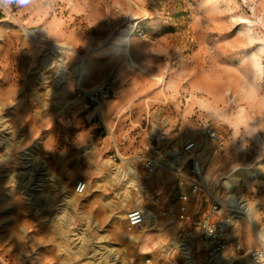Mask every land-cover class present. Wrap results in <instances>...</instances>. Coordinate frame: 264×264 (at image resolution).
Segmentation results:
<instances>
[{"label": "rangeland", "instance_id": "374dc122", "mask_svg": "<svg viewBox=\"0 0 264 264\" xmlns=\"http://www.w3.org/2000/svg\"><path fill=\"white\" fill-rule=\"evenodd\" d=\"M106 83L109 100L121 95L132 111L113 135L93 120L89 98ZM211 130L225 135L221 145ZM187 139L201 146L213 193L241 209L244 251L258 248L264 0H0V264H169L176 176L161 163L177 166ZM151 141L152 170L143 158ZM115 143L125 158L113 164ZM81 180L88 189L78 195ZM200 199L207 214L209 198ZM138 207L156 223L130 230ZM189 256L209 264L200 241ZM230 259L220 264H249L246 254Z\"/></svg>", "mask_w": 264, "mask_h": 264}, {"label": "built area", "instance_id": "2783aa9c", "mask_svg": "<svg viewBox=\"0 0 264 264\" xmlns=\"http://www.w3.org/2000/svg\"><path fill=\"white\" fill-rule=\"evenodd\" d=\"M112 86L109 83L100 85L89 98L94 103L93 120L99 128L108 130L114 134L120 115L111 116L114 121L113 129H108L105 120V101L112 96ZM209 136L219 145L225 140V135L217 130H211ZM181 148V155L186 159L177 166L167 163L163 165L173 167L175 170V184L169 211L177 219V229L169 245L165 247L164 254L168 256L169 264H187L189 254H195L198 242L203 245L205 261L209 264H220L230 258H239L246 254L249 264H264V240L261 245L252 250L244 251V245L240 232V222L244 215L238 205L231 202L230 195L214 194L211 190L206 174V168L200 157V145L194 139H187ZM154 148L152 141L146 147L147 156L143 157L146 166L153 169L158 163L153 157ZM120 145L115 143L113 151L109 155L110 161L115 164L123 162ZM140 158V157H138ZM88 189L86 181L81 180L76 185V193L83 195ZM199 198L197 199V197ZM200 197L209 198L210 209L207 214H202ZM240 198V197H239ZM145 214L142 209H132L127 214V226L130 230L146 225ZM147 264H155L161 261V257L155 260L148 258Z\"/></svg>", "mask_w": 264, "mask_h": 264}, {"label": "bare ground", "instance_id": "6f19581e", "mask_svg": "<svg viewBox=\"0 0 264 264\" xmlns=\"http://www.w3.org/2000/svg\"><path fill=\"white\" fill-rule=\"evenodd\" d=\"M64 46H65V44H63ZM124 45V44H123ZM125 46H126V53H128L129 55H130V48H131V36L128 34L127 36H126V38H125ZM122 48V47H121ZM129 62L130 63H132V64H136V62L133 60V58H131V56H130V59H129ZM128 62V63H129ZM85 75H88L89 74V70H87V68L85 67V73H84ZM83 80V79H82ZM82 80L80 81V86H81V88L83 87L82 86ZM100 86V85H99ZM99 86H97L96 87V89L99 87ZM95 90V89H94ZM93 90V91H94ZM92 91V92H93ZM91 92V93H92ZM108 101V100H107ZM105 103H106V101H105ZM227 120H229V118H227ZM230 122H232V121H230ZM200 145V144H199ZM201 147V146H200ZM185 156H182L180 153H178V154H175V155H173V158H174V164H178V163H182L183 161H185V158H184ZM233 197V196H232ZM232 203H234L235 202V200L234 199H232ZM241 203V202H240ZM139 209H142L143 210V212H144V214H145V219H146V222H147V220H149L150 218L151 219H153V221H155L156 220V216L154 215V213L152 212V211H150L149 209H147V208H145V207H138ZM155 223H156V221H155ZM152 224V223H151ZM259 236H260V238H262V239H264V231H260L259 232ZM193 262V258L191 257L190 258V256H189V260H188V264H193L192 263Z\"/></svg>", "mask_w": 264, "mask_h": 264}, {"label": "crops", "instance_id": "0c3cea01", "mask_svg": "<svg viewBox=\"0 0 264 264\" xmlns=\"http://www.w3.org/2000/svg\"><path fill=\"white\" fill-rule=\"evenodd\" d=\"M110 80H112V81L114 80V82H115V79L110 78ZM118 82H120V80ZM118 91L119 92L121 91L120 85L118 86ZM112 95H113V93H112ZM109 101L110 102L107 104V107H106L105 116H108L110 114H111V116L118 114V115H120V120H121V117L125 114V115H127V118L131 119V121H132V111H130V106H125L129 102H127L126 100L125 101L122 100L121 95H118L117 99H113V100H109ZM123 107H125V109L120 112V109ZM128 108H129V111H128ZM104 112H105V110H104ZM120 120H119V122H120ZM111 121H112V124L114 125V121L112 119H111ZM119 122H118V125H119ZM171 199H172V197H171ZM171 199L169 200L168 206L171 202Z\"/></svg>", "mask_w": 264, "mask_h": 264}]
</instances>
